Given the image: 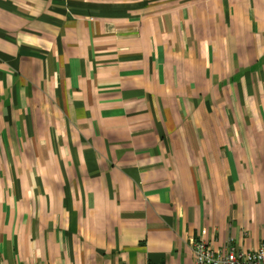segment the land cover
Instances as JSON below:
<instances>
[{"label":"crops","instance_id":"1","mask_svg":"<svg viewBox=\"0 0 264 264\" xmlns=\"http://www.w3.org/2000/svg\"><path fill=\"white\" fill-rule=\"evenodd\" d=\"M264 244V0H0V264H193Z\"/></svg>","mask_w":264,"mask_h":264},{"label":"built area","instance_id":"2","mask_svg":"<svg viewBox=\"0 0 264 264\" xmlns=\"http://www.w3.org/2000/svg\"><path fill=\"white\" fill-rule=\"evenodd\" d=\"M190 246L193 264H264V244L250 252H237L233 246L220 251L202 240H194Z\"/></svg>","mask_w":264,"mask_h":264}]
</instances>
